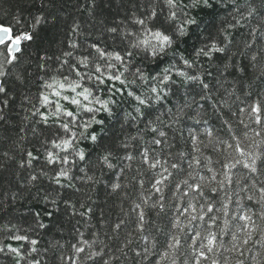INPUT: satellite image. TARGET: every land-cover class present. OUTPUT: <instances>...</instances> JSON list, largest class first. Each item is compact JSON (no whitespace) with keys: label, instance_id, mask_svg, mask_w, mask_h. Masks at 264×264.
I'll list each match as a JSON object with an SVG mask.
<instances>
[{"label":"snow or ice","instance_id":"6c2138e0","mask_svg":"<svg viewBox=\"0 0 264 264\" xmlns=\"http://www.w3.org/2000/svg\"><path fill=\"white\" fill-rule=\"evenodd\" d=\"M225 3L230 5L231 13H234V22L228 21L226 27L216 29L219 36H212L210 30L215 27L214 13ZM50 5H53V0H41L42 8ZM84 6H89L88 11L91 13L95 0H84ZM200 12L208 13L209 19L204 21L199 18ZM258 14L262 23L250 28L248 39L242 42L244 51L233 52V46H239L235 45L232 30L243 26ZM50 15L38 13L32 16L30 29L22 27L21 19L17 16H13L14 24L0 20V122H6V111L14 107L16 86H23L26 81H36L35 94H24L21 107L26 113L23 119L35 125L30 130L34 136L39 134V146L35 153L30 148H23L21 158L16 163L22 170L35 169L29 171L25 180L29 197L31 187H38L45 182L52 185L51 191L45 190L39 197L37 206L29 208L31 220L27 228L11 221L0 224V233H7V239L18 245L0 243V253L14 255L16 264H42L41 259L37 258L39 240L33 236L39 230L49 228L50 224L45 223V220L52 221L61 203L65 208L72 209L74 215L87 217L89 221L92 218L91 205L86 206L81 201L77 208L71 200L63 199L58 190L71 189L79 193L83 189L77 181L95 186L101 183L106 171L115 177L106 185L111 192L126 188L128 185H122L120 179H126L125 170H132V162L137 159V154L141 165L153 172L151 188L156 194V200L152 207L158 204L160 212H164L163 191L167 187L166 181L175 175L169 167L183 172L185 153L179 154L180 163L171 162L169 165V161L161 159L159 154L152 155L154 148L143 146L144 133L152 134L148 141L150 145L171 148L165 129L178 130L183 136L184 121L190 119L193 126L187 128V136L193 153L203 155L200 145L205 148L212 145L215 149L217 144H222L234 149L235 155L223 163L222 173L208 166L212 163L210 157H204L207 164H202L201 156L189 157L187 168L204 167L211 175L197 173V180L193 172H187L189 179L175 184V192L181 194L178 199L190 196L186 204L177 206V215L170 221L171 227L179 229L183 236L169 232L164 250L159 253V260L154 264H161L170 257L171 264H176L175 253L185 238L191 241L188 246L192 248L193 264H201L210 258L211 264H228V258L223 252L239 250L243 255L245 246L260 227L253 217L264 221V180L258 179L261 168L257 163L259 160L260 164H264V152L259 151L260 146L264 145V91L255 94L251 90L245 91L243 94L246 99L241 101L243 106L238 109L239 115L246 116L249 121L247 124L243 119L239 121L245 128L258 126L259 130L253 128L252 131L254 137H261L259 141L253 138L251 144L245 145L235 135L232 136V143L219 141L213 137V130L208 127L209 122L204 119V115L211 108L223 117L222 109L231 108L229 99L235 96L236 100H240V96L236 95L235 84L223 73L231 74V69L247 74V65L234 62L237 56L244 57L252 67H257L258 55L264 53V46L259 43L264 40V0H260L259 9L255 0H252L246 11L237 0H147L146 3L140 0L133 5L129 16L106 25L101 37L90 39L92 34L83 32L81 25L74 23L58 52L37 53L34 70L32 61L27 62L28 67L21 68V55L27 46L35 42L37 29L50 22ZM52 22H55L54 16ZM194 36L200 43L194 44L191 51H188L183 45ZM107 39L112 40V47L107 45ZM218 55H222L224 60L218 67L217 75H214L204 64H210ZM258 71L257 79L264 78V64L259 65ZM210 80H215V85ZM229 84L232 85L230 88L225 87ZM248 88L251 89V85ZM220 89H223L224 97L220 96ZM170 99L173 102L168 107ZM124 103H128L130 110L123 112V123L135 125L137 134L128 135L118 142L109 141L105 133V118L113 117L114 110ZM189 110L194 115H190ZM232 115L236 116L237 113L233 112ZM222 122L231 133L232 125L229 121L224 119ZM201 124L205 126L204 134L209 138L208 144H204L195 129V126ZM27 132L28 129L22 125L18 140H26ZM244 136L248 139L247 132ZM89 144L96 150L94 158L88 149ZM17 147L20 145L17 144ZM129 149H134L136 154ZM2 156L14 159L7 151ZM237 166L248 170L250 175L245 179L250 182L241 184L237 178L235 183L239 191L229 192L227 189L234 183L232 170ZM97 170L100 177L95 174ZM132 179L136 180V177ZM136 182L140 188L144 187L143 179ZM213 183L219 187H211ZM205 187L212 194L225 192L222 208L216 207L205 193ZM23 191L0 195L7 197V202L11 204L18 196H23ZM52 192H56V195L53 196ZM234 196L237 197L235 201ZM201 198L205 201L206 210L205 204L199 203ZM87 199L91 200V196ZM148 199L151 197L143 199L142 203H135L132 209L136 217L135 230L140 233H144L145 225L149 223L143 207ZM243 199L258 205L259 212L243 206ZM40 201H43L42 207L39 206ZM4 202L0 200V208H3ZM233 203L237 206V214H232L231 219L243 222L236 232L230 230V221L227 219ZM218 211H223L225 216L219 234L211 230L218 220L213 213ZM125 215L128 213L125 212ZM181 216L188 220L189 225L207 220V234L202 235L195 227L191 232H184ZM100 223H105L103 213ZM125 226L126 221L120 219L112 225V231L119 232ZM157 230H160L159 227ZM261 231L264 232V228ZM241 232L242 236L239 235ZM76 233L77 238L70 245L71 255L61 254L60 264H111V260L105 258V248H97L95 239L89 241L83 238L84 233L79 230ZM229 234L231 248H226L221 237ZM142 238L147 240V236ZM130 244L131 239L124 247ZM52 247L62 249L65 245L56 241ZM118 250L124 252L123 248ZM148 253L149 249L145 247L143 253L135 254L147 258ZM237 264H243V261L238 260Z\"/></svg>","mask_w":264,"mask_h":264},{"label":"trees","instance_id":"16d2710c","mask_svg":"<svg viewBox=\"0 0 264 264\" xmlns=\"http://www.w3.org/2000/svg\"><path fill=\"white\" fill-rule=\"evenodd\" d=\"M140 0H95V7L92 9L91 13L88 11L89 6H84V0H53V5L47 8H42L41 0H0V20L5 22L15 23L13 16H17L21 19V26L25 28H31V17L36 14H49V23L43 25L37 29V36L35 42L27 46L23 54L21 55V68L28 67L27 62H33L37 58V53L43 54L44 51L48 52H58L59 48L62 46L63 41L69 35V31L74 23H79L83 32L91 33L90 39H97L103 34V29L106 25H111L114 21L121 20L126 16L131 14L134 4H138ZM146 3L147 0H144ZM256 6L260 7V0H255ZM237 3L246 11L248 4L252 3V0H237ZM230 5L223 4L215 13V27L210 30L212 36H219L216 29L220 27H226L228 21H232ZM53 16L55 17V22H52ZM199 18L204 21L209 19V15L206 12H200ZM262 23L261 16L258 14L254 16L251 20L243 24V26H237L236 29L232 30V38L235 41V45L239 48L233 46L232 51H244L243 41L248 39V32L251 27L259 26ZM106 43L109 47H112V40L107 39ZM195 36L188 40L186 45L183 47L191 51L194 44H199ZM259 43L264 46V40L259 41ZM250 55V54H249ZM224 60L222 55H218L210 64L205 63L204 67L209 69L214 75L218 73V67ZM237 64L247 65L245 75L244 73L229 70V73H223L227 79L235 84L237 89L236 95L240 96V100H236L235 96L229 99L231 105L230 110L225 108L222 109L224 116H218L214 110L208 109L207 113L204 115V119L208 120V127L213 130V137L219 141H229L232 143V136L235 135L240 138L243 144H251L252 139L259 141L261 137H254L252 131L253 128L259 130L258 126L251 125L249 128H245L243 124L239 121L241 119L247 124L249 121L246 116L239 115V107L243 106L241 101L245 100L244 92L251 90L254 94L257 92L264 91V78L257 79L259 76L258 67L260 64H264V53L258 55L257 67H252L251 63L244 57L237 56L234 60ZM210 83L215 85V80H210ZM251 85V89L248 86ZM232 85H225V87H231ZM37 90L36 81H26L25 85H17L15 88L16 99L14 102V107L6 111V122H0V194L7 193H19L23 191V196L18 198L9 204L7 202V197L0 195V200H4L3 208H0V224L11 221L14 224L21 225L25 228L28 227V222L31 220L29 214V208L37 206V202L40 196L44 194L45 190L51 191L52 185L45 182L38 187H31L29 197V190L25 184V180L31 170H22L18 167L16 161L21 158L22 149L30 148L34 153L36 148L39 146V134L34 136L30 130L31 126L28 121L23 119L24 113L21 107V101L24 94H35ZM221 97H224L223 89L219 90ZM172 100L170 99L167 103L168 107H171ZM27 107V105H24ZM195 107V106H193ZM130 110L128 103L119 105L114 110V115L111 118H105V133L109 141L118 142L124 139L128 135H136L137 127L135 125L129 126L123 123V112ZM237 113L233 116L232 113ZM190 115H194V112L189 110ZM227 119L232 125V132L229 133L227 126L223 124V120ZM25 126L28 129L27 139L24 141L18 140V132L21 126ZM184 134L183 136L178 130L165 129L168 132V142L172 145L168 148L165 145L155 146L150 145L148 141L151 140V133H144V145L146 147L154 148L155 151L152 155L159 154L161 159H167L169 165L171 162H181L180 153H185L183 159V172H177L169 167L170 171H173L175 175L170 177L166 181L167 187L164 188V205L165 211L160 212L159 205L155 208L152 207L153 202L156 200V194L151 188V182L153 178L152 170L148 169L146 166L141 165L140 158L137 154V159L132 162V170H125V178L120 179L122 185L127 184L128 187L118 190L117 192H111L106 185L109 184L111 180L115 177L106 171L105 175L101 179V183L95 186L91 184H81L77 181L79 187L83 191L77 193L71 189H60V195L63 199H69L74 204L79 206L81 201H84L86 206L91 205L93 208L92 218L89 221L87 217H80L79 215H74L73 210L70 208H65L63 203L60 204L59 209L56 210V215L52 221L45 220V223H49L48 229H41L38 231L33 238L39 240L37 247L39 248V256L37 258L41 259L42 264H60L59 256L61 254L68 256L71 255V243H74L77 238L76 230L84 233L85 239L92 241L95 239L97 241L96 247H104L106 252V259L111 260V264H154L155 261L159 260V253L164 250V245L169 232L179 234L183 236V233L179 229H173L171 227L170 221L174 220L177 212L176 208L178 205H184L190 199L189 197H183V199H178L181 195L175 192V184L184 179H189L187 172H193L197 180L199 175L210 176L211 174L206 171L204 167H195L194 169L187 168L188 159L191 155L201 156L200 153H193L190 140L187 136V128L193 126V121L186 119L184 121ZM39 127V126H37ZM204 125L195 126L196 131L200 135V139L204 141V144H208L209 138L204 134ZM99 132V129H97ZM248 133V139H245L244 133ZM135 143V142H134ZM17 144L20 147H17ZM203 155L201 156L202 164H207L204 157H210L212 163L208 165L214 168L217 172L222 173L223 163L229 161L232 156L235 155L234 149L227 148L226 145L217 144L215 149L212 145L205 148L200 145ZM88 149L92 151L93 158L95 156L96 150L92 148V145H88ZM9 152V156L14 159L6 158L2 156L3 152ZM133 151L134 149H129ZM260 152H264V145L259 148ZM42 159V158H41ZM116 163V161H113ZM258 166L261 168V174L259 175V180H264V164H260L257 161ZM139 169V173L137 172ZM233 180L234 183L231 188L227 191H239L235 180L240 179V183H249L245 178L250 175L247 169L242 166H237L233 169ZM199 173V175H197ZM91 174V173H90ZM96 176L100 177V173L97 170ZM166 175V174H165ZM136 180H133V177ZM221 178V177H218ZM143 179L145 181L144 187L140 188L136 181ZM191 182V181H190ZM208 183L207 181L205 182ZM211 187H219L217 184L213 183ZM183 187V186H182ZM39 188V191H38ZM205 193L212 199L217 208H222V202L225 199V192L220 191L217 194H212L209 192L208 187L204 189ZM55 196L56 192H52ZM91 196V200L87 197ZM243 195V194H241ZM148 199L146 205H143L146 212V219L149 221L145 225L144 233H140L135 230V213L132 212L135 203H142L143 199ZM237 197H233L235 201ZM195 202V201H194ZM200 204H205V201L201 198L199 200ZM241 204L246 208H250L253 212H259V206L254 202H249L247 199L241 200ZM39 206H43V201L39 202ZM51 209V206L49 205ZM206 210V204H205ZM79 211H84V209H79ZM125 212L128 215H125ZM103 213V219L105 223L102 225L100 223V216ZM159 213V215H158ZM218 217L216 224L212 227V231L217 234L220 233V229L224 226L223 221L225 216L223 211H218L213 213ZM237 214V206L233 203L230 206V215L227 217L230 221V230L236 232L237 228L243 223L242 221L232 220L231 215ZM120 219L126 221V226L123 227L119 232L112 231V225L118 222ZM256 223L260 225L259 228L253 233L252 240L249 241L248 245L245 246L243 255L240 251L223 252V255L228 258V264H237V261H243V264H264V232L261 231L264 228V221H261L256 216L253 217ZM181 224L184 227V232H191L192 228L195 227L199 230L202 235H206L209 228L207 220L204 222H194L193 225L188 224V220L184 217H180ZM159 227V231L157 230ZM96 234V235H93ZM243 235V233H239ZM142 236H147V240L143 239ZM131 239L132 244L128 247H124L127 241ZM224 247L231 248V235L222 236ZM59 241L60 244L65 245L64 248L52 247ZM261 241V243H257ZM102 242V243H101ZM0 243L7 244L11 243L13 246H18L17 242L9 241L7 239V233H0ZM191 241L182 239L181 247L175 253L176 264H193L192 259V248L188 245ZM149 249L147 258L143 255L136 256V252L143 253L144 248ZM123 248L124 252H120L118 249ZM126 253V255L124 254ZM35 255V254H34ZM0 264H16V258L12 254L5 255L0 253ZM161 264H171V257L161 262ZM201 264H211V258L208 260H203Z\"/></svg>","mask_w":264,"mask_h":264}]
</instances>
